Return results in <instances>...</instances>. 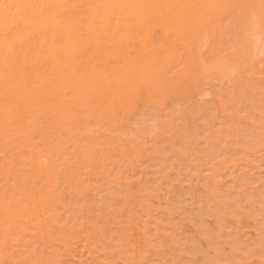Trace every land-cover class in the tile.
Wrapping results in <instances>:
<instances>
[{
    "label": "rangeland",
    "instance_id": "1",
    "mask_svg": "<svg viewBox=\"0 0 264 264\" xmlns=\"http://www.w3.org/2000/svg\"><path fill=\"white\" fill-rule=\"evenodd\" d=\"M171 1L140 59L82 30L27 125L1 105L0 264H264V0Z\"/></svg>",
    "mask_w": 264,
    "mask_h": 264
},
{
    "label": "bare ground",
    "instance_id": "2",
    "mask_svg": "<svg viewBox=\"0 0 264 264\" xmlns=\"http://www.w3.org/2000/svg\"><path fill=\"white\" fill-rule=\"evenodd\" d=\"M182 7L172 0L167 8L179 15ZM167 11L159 5L142 7L139 0H0V107L7 102L16 106L23 104L18 116L21 123L27 125L23 112L32 105L21 97L26 93L19 91L42 94L45 90L47 99L49 93L56 92L59 85L68 84L70 80L66 77L64 64L72 63V57L79 52L82 30L92 33L100 29L107 35L114 20H118L117 24L131 35L128 38L125 34L124 44L121 37L116 43L131 52L132 61H135L143 55L145 48L140 40L133 42V37L140 38L138 32L143 14L150 12L152 24L156 25L160 16ZM155 33L153 26L151 38ZM132 43L135 45L133 48ZM18 67L21 74L19 82L22 83L19 88L8 80L10 72ZM125 72L122 69L119 73L110 74L112 78H107L106 84L118 87L113 94L121 100H125L123 87L130 81ZM109 89L112 90L111 87ZM123 103L119 102L118 107Z\"/></svg>",
    "mask_w": 264,
    "mask_h": 264
}]
</instances>
